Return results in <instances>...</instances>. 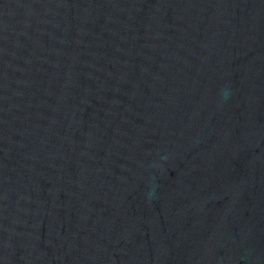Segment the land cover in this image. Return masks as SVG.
Masks as SVG:
<instances>
[{"label":"water","instance_id":"water-1","mask_svg":"<svg viewBox=\"0 0 264 264\" xmlns=\"http://www.w3.org/2000/svg\"><path fill=\"white\" fill-rule=\"evenodd\" d=\"M0 264H264V0H0Z\"/></svg>","mask_w":264,"mask_h":264}]
</instances>
